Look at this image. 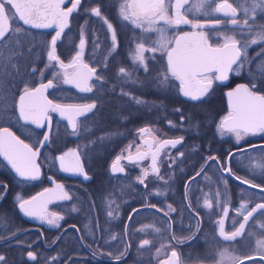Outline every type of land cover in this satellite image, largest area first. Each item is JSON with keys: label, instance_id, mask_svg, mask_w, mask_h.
Here are the masks:
<instances>
[{"label": "snow or ice", "instance_id": "1", "mask_svg": "<svg viewBox=\"0 0 264 264\" xmlns=\"http://www.w3.org/2000/svg\"><path fill=\"white\" fill-rule=\"evenodd\" d=\"M66 2H70L71 6L65 7ZM81 5L82 0H0V41L8 38L9 33L27 31L18 25L13 27L10 17L22 21L23 25L31 28L55 30V34L51 36L47 44V63L39 71L41 82L32 86L27 82L24 83L11 106L7 104L4 95L0 93V116H15L18 123L22 122L20 123L22 134L31 132V129L27 128L28 125L46 129L42 139L37 142L36 148H33L9 127H0V156H3L11 164L20 177L27 180H36L40 177V165L37 163V159L40 156V148L52 142L51 113L59 114L62 119L67 121L71 128V134L79 136L82 130L88 131L80 118L85 117L87 113L93 112L96 108L95 103H57L49 99L47 95L49 89L58 87V84L55 83L57 78L64 84L73 85L80 92H92L95 87L91 83L93 78L102 79L97 75L95 67L84 62L86 39L83 37V29H81L78 50L67 63L57 54V42L61 40L65 29L70 27V18L73 13L79 14ZM194 8L199 15L209 19L201 22L195 15L193 19H189L187 13L193 12ZM83 10L99 18L107 26L111 33V50L114 51L118 47L116 29L103 15L101 7L96 5ZM117 14L121 20L130 24L134 29L141 30V33L151 41L149 46L145 44L144 39L137 40L132 55L133 61L143 66L147 71L148 62L145 53H151L150 59L152 60H155L156 54H159L161 60L164 61V71L158 77L160 86L165 87L172 80L178 81L180 93L191 101L205 102L217 87H227V82L233 76H239L246 71L249 83L238 84L225 93L229 111L219 121L218 131L221 135L234 134L238 142L246 136L264 134V78L257 81L251 68H246L251 63L248 49L257 45L264 49V23L257 20V16L264 20V0H240L239 7L234 6L229 0H195V3L191 5H189V0H118ZM225 20L227 23L224 22ZM180 25H188L192 31H184L170 37L169 30L178 29ZM225 29L230 30L233 34L225 35ZM209 31L219 33L215 37L217 41L215 44L209 37ZM152 33L156 35L154 40L151 35H148ZM29 51L31 50L29 49ZM2 56L3 53L0 52V57ZM257 56L264 59V51L258 52ZM7 59L11 62L12 55H9ZM13 67L15 68V64ZM257 71L261 77H264V64H258ZM45 72H50L52 75V79H48L47 82H43ZM31 73H37V69L33 67ZM119 73L122 76H131V73L123 67L119 69ZM136 103L145 102L136 99ZM181 120H183V116H181ZM172 126L175 127V125ZM138 134L143 143L136 146L135 157L131 152L133 145L130 144L125 149L127 155L121 153L116 157L111 165V171L113 173L125 171L120 163L122 159L132 163L150 158L151 174L159 177L157 166L159 155L165 148L169 146L174 148L181 144L183 137L159 139L151 127L138 129ZM54 161H58L59 169L65 173L81 175L84 179L90 178L84 169V161L79 148L62 152L54 158ZM258 167H261V171L264 172V166ZM226 170L231 173L230 168ZM149 175V170L144 169L142 176L137 177L138 182L147 187L145 180ZM242 182L250 184L247 180ZM250 186L264 192V187L260 185L250 184ZM0 187L3 189L0 191V201H2L7 193V186ZM155 194L163 195L164 193L157 192ZM219 195L217 192L216 197ZM52 197L60 200L72 199L71 195L65 191L64 185L59 183L55 185V188L45 189L44 192L31 199L26 200L19 196L16 199L19 201V209L24 215L59 227V221L63 217L49 213L46 207ZM148 206L155 207V205ZM203 206L211 210L213 208L212 199L205 197ZM169 208L174 211L170 205ZM235 212L236 216L241 219L237 220L235 217L232 219V230L225 228V220L228 217L227 208L223 209L221 218L216 221L217 235L223 241L233 242L244 236L250 219L253 225L258 224L260 229H264V222H259V219L254 217V213H259L260 217H264V203L255 204L250 208L248 203L241 202ZM112 214L111 211L108 213L109 216ZM145 228H152L155 232L160 231L159 228L152 225L145 226ZM168 229L170 243L167 247L170 249V254L160 264H185L180 253L172 246L171 241H175V244L179 246L196 240L199 224L196 225V231L187 236H177L171 232V224L168 225ZM144 230V228L140 229V231ZM251 234L249 233V235ZM116 238V236H112V239ZM151 243L150 240L144 239L140 242L139 248L150 246ZM149 250L151 249L149 248ZM256 251L259 259L264 261V239L256 241ZM160 252L161 249H157L156 255L159 256ZM126 253L127 246L115 256H112L111 253L108 255L119 262ZM28 257L31 260L37 259L34 252H28ZM215 258L216 264H244V259H256L255 256L241 259L233 255L227 247L217 250ZM199 259V257L187 255L188 261L198 262ZM0 264H5L3 255H0Z\"/></svg>", "mask_w": 264, "mask_h": 264}, {"label": "flooded vegetation", "instance_id": "2", "mask_svg": "<svg viewBox=\"0 0 264 264\" xmlns=\"http://www.w3.org/2000/svg\"><path fill=\"white\" fill-rule=\"evenodd\" d=\"M64 6L69 7L70 2H67ZM221 19L223 18L221 17ZM257 20L260 23H264V20H261L259 16H257ZM224 22L227 23L226 20ZM126 25L129 28L128 37L123 41L117 40L118 47H116L114 51L111 50V45H112L111 39L108 41V43H105V41L100 43L97 55H94L93 51H91L89 48H86L85 46L84 51L88 52L89 54L86 53L83 56L84 62L89 64V66L91 67H95L97 69V75L102 77L101 80H97L98 94H100V98L102 99V102L107 103L111 98H113L115 103H117V105H120V102H123L127 104V106H129L130 109L135 110L136 107L134 103H136V99L134 98H138V95L142 97V96H147L148 94H160L166 99H168V96H173L174 99L172 100L173 102L170 103L169 105L166 102L164 106L165 107L164 112L166 113V120L164 122L165 126L163 127L166 131H170V132H168L166 136L163 137L162 139L183 137V141L181 144L176 145V147L174 148L169 146L165 149L166 150L169 149L171 153L175 155L176 159L198 158V159H202L203 163L191 175H189L186 179H184L181 185V189L179 190L180 194L178 201L176 200L173 201L170 198V189L173 187L171 184L173 178L166 189L161 188L163 191L160 190L154 191V189L151 188L149 189L148 186L145 187V185L137 184V182L135 181L136 172L130 169L127 170V168L124 165V164L132 165L135 164L136 162L130 163L127 162L125 159H122L120 163L124 167L125 171L116 174L111 173L110 169L112 164L109 165L110 160L114 157L113 160L114 162L118 154L121 153L124 149H126L130 144L134 142L135 140L134 134L136 132V126H132L131 122L130 125H128V123L120 120L117 121V123H115L114 125L112 122L109 123L108 120L106 122V121H91L89 119H86V117L92 114L97 108V101H96V97H98L97 91L93 90V93L95 95L92 96L90 99L86 100L85 98L90 94V92H80L75 87L63 83V85L69 89L70 93L74 92V94L71 96L74 102H68L62 104H87L91 102L96 104V108L93 110V112L87 113L85 117L80 118L83 125H86L88 131L82 130L79 139L80 140H83V138L86 140L91 139L92 141L91 144L88 142L89 144L86 146L85 150H88V152H92L96 149L98 150L105 149L106 152H101V154L104 156V159L106 158L108 159V161H105L106 160L105 159L103 162L102 161L100 162V165L106 171L108 170L111 176L113 177L115 176L116 178L124 177L123 179L119 180V181L124 180L123 181L124 183L119 182L116 185L114 184L112 190H110V188H112L110 186H107L102 190V193L100 195L102 213H104L105 216H109L108 213L110 212V208L112 207L110 205L112 204L115 205V203H116L115 206L116 208L122 207L124 208V210H126L127 207L128 209L132 207L129 211H127L125 222L122 228V234L120 235L121 236L120 238L123 239V244L120 241L116 240L117 238L112 239V236L117 237L116 233H111L108 235V233H106V231L103 230L102 232L99 233L98 247L102 251V253L104 254L111 253L112 256H115L119 254L127 246V253L119 262L115 261L112 258V256L108 257L109 255L108 256L95 255L85 248L82 242V238L78 233V230L74 224H68L65 226L61 224L59 228H56L46 225L45 222L32 223L21 215V211L17 208V204L19 203V201L15 202L16 209L20 217L25 222H27L28 226L25 227L24 229L17 231L16 233H14L9 237L0 239V244L9 243L25 232L37 231L40 235V242L43 244V246L45 248H51L56 244V242L61 238V236L67 229L73 228L77 232L80 244L84 247V249L87 250L88 255L94 258V260L103 261L108 264H131V263H126L125 261H127L128 258H132V257L135 258V256L136 257L141 255L148 256L149 254H153V252L157 251V249H160L156 247L157 246L160 247L163 241H165L166 244L167 242L170 243V234L168 229L169 224H171L170 231L174 232L177 236H187L190 233L195 232L196 225L199 224V232L197 233L196 240L190 241L188 244H182L179 246L175 244V241H171L172 246L176 248L178 253H180L181 257H184V260L185 259L187 260V255L190 254L193 257L200 258L198 262L195 260L193 261L187 260L188 262H191V264H216L215 254L217 250L227 247L229 251L233 253V255L234 254L237 256L239 255L238 257L241 259L251 256L256 257L255 260L248 259L244 261V264H264V261H261L259 259V255L256 251V241L258 239H264V229H260L258 227V224L253 225L252 220L250 219L249 226L246 227L244 236L239 237L236 241L233 242H226L223 241L222 238L218 237L217 235L218 229L216 225V221L221 218L222 211L225 208L228 209V217L225 220V228L226 230H232V219L234 217L237 220L241 219L240 217L236 216V212H235V209L239 207L241 202L248 203L250 208L253 207L255 204L264 203V192L248 187L234 180L230 175L226 173V168L228 165V167L231 169L232 175L244 180L243 178L238 176L237 172H235L232 169V165L234 164L235 160H244V159L246 160L251 157L264 159V134L258 133L259 135L256 134V135L247 136L242 143L241 142L238 143L236 142L235 137L233 136L234 134L226 133L221 135L220 132L218 131L219 121L229 111L225 102V92L231 89L235 84L242 82L239 81L233 83L232 80L235 77L239 78L240 76H243V74L247 75L246 71L242 72L241 75L239 76H233L227 82V87H217L214 93L209 98H207L205 103L185 99L179 91L178 81L172 80L167 84V86L165 87L160 86L158 77L164 71V61L161 60L159 54H156V59L152 60L150 59L151 53H145L148 62L147 71L144 70L143 66L141 67L133 61L132 55L137 40L144 39L145 44L149 46L151 44V41L146 38L145 34L141 33V30L134 29L128 23ZM189 30H192L190 26L180 25L179 28L175 30L176 33L174 34V36ZM227 31L229 35L233 34L230 30ZM208 34L210 39H212V42L215 44L217 42L215 37L218 36L219 33H216L214 31H209ZM148 35H151L153 40L156 38L155 33ZM78 46L79 43H77V49ZM261 51H264V49H261L259 45L252 46L251 48L248 49V57L251 63L250 65H247L246 68L250 67L252 70V74H254V70L255 68H257L258 65L257 63L259 62L258 60L260 59V57L257 56V53ZM74 54L75 52L70 54L68 60H66L65 62H68L74 56ZM121 67L127 69L128 72L131 73V76L130 77L122 76L119 73V69ZM95 80L96 79L93 78L91 83L94 84L93 82ZM51 90L52 89H50L47 92L49 99H51L49 97V93ZM57 103H61V102H57ZM170 105L171 107H169ZM177 109H179V111H177ZM188 109H193V111L198 109H203L205 111L215 112V113H213L212 118L203 121H199V120L192 121L190 119H185L186 114L184 110H188ZM169 111L171 112L174 111L177 113V120L175 121L172 120L175 127H173L172 125L168 126V124L166 123L169 120L168 119ZM51 116H52L51 136H52L55 128L53 127L54 120L58 121L60 124L65 125V127L66 124L62 121H59L55 114L51 113ZM181 116H183V120H181ZM104 117L105 116L103 115V118ZM20 123L21 122H19L17 125L19 129H20ZM98 123H100V125L103 126L110 125L111 127H113L111 130L106 132V133H110L107 134V136L111 138L110 141L101 143L97 140L100 137L92 138L91 136L88 135V133L89 134L92 133L93 127H95V125ZM3 127H7V126H3ZM141 127H139V129ZM144 127H148V126L144 125ZM27 128L31 129V131L37 130L42 132L41 137L38 140H35L33 137H31L33 141L32 143L23 139L25 143L31 144L33 148H36L37 142L42 139V135L44 134L45 129L44 128L36 129L34 128L33 125H28ZM66 129L68 130L67 127ZM87 135H88L87 138L84 137ZM69 140L72 141L76 139H69ZM141 141L142 140H140V143L142 144ZM75 145H77V143H75ZM75 145L70 144L65 148L67 147L77 148ZM52 148H53V144L51 142L50 144L45 145V147L40 153L38 163L41 167V174L39 179L36 180L19 179L12 174L14 177H16L21 181L34 182L44 178L45 185L29 195H23L22 193H17L15 196L18 195L22 199H27L32 195H34L35 193L47 188L50 185V182L48 181V176H50L54 180L62 182L64 184L66 191L69 193V195H71V197H73L72 196L73 192L76 193V190L74 188L69 187L64 181L47 173L44 169V162L42 161L41 157L45 151H47L48 157L50 158L54 157V151L52 150ZM65 148H63L59 153L55 154V157L61 154V152ZM141 150L144 151V149ZM135 153L136 151L132 152V154ZM180 153H183V155H180ZM210 158H214V159H210ZM82 160L84 161V157L82 158ZM141 161L143 160H140L138 162ZM149 162H150V158L148 159V166H149ZM54 165H55V170L58 171L61 176L74 178L84 183L81 180L80 176H71L61 172L58 169L56 161H54ZM84 166L87 169V164H85V161H84ZM108 166L109 169H107ZM175 171L176 170L174 169V173ZM149 172L151 174L150 166H149ZM107 174L106 177L109 180L113 181L114 179H116V178L113 179L110 176L108 177ZM88 175L90 176V174ZM91 178L92 177L90 176V180ZM125 182L127 183L129 182V183L125 184ZM3 185L6 184L0 182V186ZM0 188H1L0 191H3L2 187ZM107 189H109L112 192V195H114L115 197H119L120 199H116V200L109 199L108 198L109 195H107L108 193H106ZM157 192H161L164 194L156 195L155 193ZM217 192H219L220 194L219 197H216ZM7 193H8V187H7ZM7 193L4 196V199L7 196ZM205 197L212 199L213 201V208L211 210L203 206ZM2 201H0V204L2 203ZM69 201L70 200L61 201L49 207L47 211L50 209L58 210L57 207L59 205L61 206L62 204L68 203ZM106 204L108 205L105 206ZM189 204L191 205L190 207ZM148 205H155V207L154 208L149 207ZM169 205L171 206V209H174V211L170 210ZM133 210L135 211L131 214ZM119 212H121L120 209ZM112 213L114 214L116 213V211H112ZM130 214L131 216L129 217ZM137 214L138 216L143 215L144 218L142 219L136 218ZM171 216L173 217V219ZM128 217L129 220L127 222ZM254 217L258 218L259 222H264V217H260L259 213H255ZM148 225L155 226V228H159L160 231L155 232L152 228H145V226ZM43 228L46 229L50 228L52 230L57 231L56 236L49 245L45 244L43 231H42ZM142 228L145 229L144 230V233H146L145 237L142 236L143 231H140V229ZM1 233L2 232L0 231V234ZM249 233L252 234L249 235ZM163 234H165L164 236L165 238H161L163 237ZM107 239H110V241H108ZM130 239L133 240V243H131ZM143 239L150 240L152 242L151 245L146 246L145 248H139L140 242ZM149 248L151 250H149ZM241 251L243 252V255ZM132 264H136V263H132ZM150 264H154V263H150Z\"/></svg>", "mask_w": 264, "mask_h": 264}, {"label": "trees", "instance_id": "3", "mask_svg": "<svg viewBox=\"0 0 264 264\" xmlns=\"http://www.w3.org/2000/svg\"><path fill=\"white\" fill-rule=\"evenodd\" d=\"M96 5L101 7L103 15L106 16L113 24L114 28L116 29L117 40L123 41L128 37L129 28L126 25L127 23L121 20L117 14L118 0H82L81 10L79 11V13L81 12L82 15L76 16L77 13L73 15L74 19L73 17L71 18L70 27L66 29L61 40L57 42V54L64 61L68 60L70 54L75 51L77 46L76 29L78 24L75 22L77 20L79 22V19H82V21L85 19V21L88 22L90 27L87 34L88 48L93 51L94 55H97L100 43L103 41L108 43V41L111 39V33L103 21L83 10L84 8L94 7ZM20 27L22 26L20 25ZM22 29L26 28L22 27ZM26 30V32L22 31L20 33H9L8 38L0 41V52L3 53V56L0 57V93L4 95L9 106H11L13 100L16 98V95L22 90L24 83L27 82L30 84V86L37 83L39 71L43 69L44 65L46 64L47 44L53 35V33L49 31L34 29ZM29 49L31 51H29ZM17 53H19V55H17ZM9 55H12L11 62H9L7 59ZM258 61L259 62L257 64H264V59L261 57ZM13 64H15V68L13 67ZM33 67L37 69V73H31V69ZM50 77L51 75L46 76L45 80L49 79ZM257 80H260V78ZM239 81L249 83L247 75L245 74L239 78L235 77L232 80L233 83ZM93 85L95 86L93 90L97 91L98 94L97 80L94 81ZM73 94L74 92L70 93L69 89L64 85H58L57 88H54L50 91L49 97L57 102L68 103L74 102L71 97ZM142 97L146 100H152L153 102H157L160 101L159 99L165 98L160 94H148L147 96ZM168 99L174 100L173 96H168ZM96 101L97 108L92 114L86 117V119L91 121H100L104 115L106 120L108 119V122H112L114 125L118 120H120L128 123V125H130L131 122V125L136 126L137 128L139 124H146L145 121L148 114H153L152 109L148 111L140 106H135V110L130 109L128 106V111L120 109L115 105L110 109H106L105 103H103L102 99L100 98V94H98V97H96ZM163 101L164 100H162V102ZM101 102L103 104L102 107H100ZM153 105L159 107L160 110L156 111L157 113L160 111L162 112L159 118V123L160 125H163L164 120H166V113L162 111L159 104ZM188 110L190 111H188L187 114L191 116L186 114L185 119H190L192 121H203L212 118L213 113H215L205 111L203 109H198L195 111H193V109ZM169 113L171 120H177L176 112ZM17 125L18 123L15 119V116H0V127H10L22 139L32 143L33 141L31 137H33L35 140H38L41 137L42 132L37 130H33L27 134H22ZM60 125L61 124L58 121L54 120V130ZM112 128L113 127L110 125L103 126L98 123L95 125V127H93L92 133L88 135L98 138V136L101 134H110L106 132ZM68 143L72 145L74 144L72 141H69ZM92 154V156H96V159L99 161V163L106 159H104V156L98 149L92 151ZM41 158L44 162V169L47 173L58 179H61L69 187H72L76 190V193L73 192V197L68 203L62 204L61 206L59 205L57 207V209H61L62 214H64L62 225L65 226L68 224H74L82 238L85 248L98 256H108L107 253H102L98 247L99 233L103 230L106 231L108 235L111 233H116V240L123 244V239L120 238V235L122 234V228L125 222L127 211H129L132 207L129 209L127 207V209L124 210V208L117 206L121 210V212H119V209L115 207V203V205H110L112 206L110 211H116V213L112 214L111 216H105L104 213H102V205L100 203V195L103 188H100L101 185L97 184L95 178H92L88 183H82L81 181L74 178L63 177L58 171L55 170L54 162L52 163L53 157H48L47 151L44 152ZM105 161H108V159ZM202 163L203 160L198 158H178L175 160L174 169L176 171L171 183L173 186L170 189L171 200H179V190L181 189L184 179L191 175ZM258 166H264V159L251 157L246 160H235L234 164L232 165V169L237 172L238 176L244 180L264 187V172H262L261 167ZM123 181L120 182L124 183ZM0 182L5 183L8 187L7 196L0 204V231L2 232L0 234V239H3L28 226L27 222H25L20 217L16 209L14 196L17 193L29 195L32 192L37 191L45 185V179L43 178L34 182L21 181L14 177L9 169L0 160ZM128 183L125 182V184ZM110 192V190H106V193H108L107 195H109V199H120L119 197L112 195V192ZM107 205L108 204L105 206ZM42 231L45 244L49 245L56 236L57 231L50 228H43ZM107 240L110 241V239ZM130 240L131 243H133V240ZM86 249H84V247L80 244L76 230L69 228L51 248H45L43 246V244L40 242V235L37 231L25 232L9 243L0 244V255L5 257V264H108L103 261L94 260L93 257L88 255ZM28 252H34L37 259H29ZM142 256L146 257L144 255Z\"/></svg>", "mask_w": 264, "mask_h": 264}, {"label": "rangeland", "instance_id": "4", "mask_svg": "<svg viewBox=\"0 0 264 264\" xmlns=\"http://www.w3.org/2000/svg\"><path fill=\"white\" fill-rule=\"evenodd\" d=\"M229 2H231V3H233L234 4V6H236V7H239L240 6V0H229ZM195 3V0H191L190 1V3H189V5H191V4H194ZM81 10V9H80ZM78 15H82V13L80 12L79 14H76V16H78ZM196 16V18L197 19H199L201 22H204L205 20H207V19H209L208 17H204V16H202V15H199L197 12H196V10H195V8L193 9V12H191V13H187V16H188V18L189 19H193V16ZM72 17H73V15H72ZM71 17V18H72ZM83 18H84V16H83ZM73 19H74V17H73ZM72 19V20H73ZM10 20H11V23H12V25H13V27H15V26H20L19 24H18V21L17 20H15V19H12L11 17H10ZM75 23H77L78 25H77V29H76V31H77V40H76V43H79V41H80V39H81V29H83V37L86 39V48H88V41H87V34H88V31H89V29H90V27H89V25H88V22H86L85 21V19H84V21H82V19H79V22H78V20L75 22ZM226 23V22H225ZM22 28V27H21ZM176 29H170L169 30V33H168V35L170 36V37H172V36H174V34L176 33V31H175ZM22 32V31H21ZM224 34L225 35H229L228 34V31L225 29L224 30ZM237 38H239V36H237ZM156 39V38H155ZM75 50L77 51L78 49H77V46H76V48H75ZM76 51H74L75 53H76ZM47 53V52H46ZM89 54L88 52H86V51H84V55L85 54ZM75 55V54H74ZM91 55V54H90ZM96 60V59H95ZM46 63H47V55H46ZM65 63H67V62H65ZM139 65V64H138ZM139 66H141V65H139ZM142 67V66H141ZM49 75H51L50 74V72H45V74H44V79H43V81L45 80V77L46 76H49ZM253 76L254 77H257V79H262V77L259 75V73H258V71H257V68H255V70H254V74H253ZM51 79H52V75H51V77H50ZM257 81H259V80H257ZM37 82H41V78H40V76L38 77V79H37ZM55 83H57L58 85H63V83L59 80V78H57V80L55 81ZM94 83V82H93ZM96 93V92H95ZM95 94L93 93V91L92 92H90V94L85 98L86 100L87 99H90L92 96H94ZM136 99H140V100H146V99H143V97H140V96H138V98H136ZM160 101H157V100H155V101H157V102H153L152 100H146V101H144L145 103H141V104H138V103H134V105L135 106H140V107H142V108H145L146 110H148V111H150L151 109L153 110V114H148L147 115V117H146V124L144 123V124H139L138 126H137V128H136V132H135V134H134V138H135V140H134V142L131 144V145H133V147H132V149H131V152H135V149H136V146H138V145H141V143H140V140H141V138H140V136H139V134H138V129H139V127H141V126H144V125H147L148 127H151L153 130H154V132H155V135L159 138V139H162L163 137H165L166 136V134L168 133V132H170V131H166L165 129H164V127L163 126H165L164 124L163 125H160V123H159V121H160V115H161V111L159 112V113H157L156 111H158V110H160L159 109V107H157L156 105H153V104H159L160 105V108L162 109V111L164 112V110H165V102H167V104L169 105L170 103H172L173 101L172 100H170V99H168V101H167V99L166 98H161V99H159ZM162 100H164L163 102H162ZM85 101V100H84ZM117 106V107H119L120 109H124L125 111H128L129 110V107L127 106V104H125V103H123V102H120V105H117V103H115V101H114V99L113 98H111L107 103H105V107H106V109H110V108H112L113 106ZM103 106V104H102V102H101V105H100V107H102ZM169 107H171V105L169 106ZM185 111V114H187L188 113V111H190V110H184ZM169 112H171V111H169ZM168 112V122H166L167 124H168V126H170V125H174V123L172 122V120L170 119V113ZM174 112V111H173ZM187 115H189V114H187ZM189 116H191V115H189ZM150 117H153V118H150ZM108 120V119H107ZM106 120V117H104V118H102V120H100V121H107ZM119 121V120H118ZM164 122H165V120H164ZM171 122V123H170ZM92 131V130H91ZM90 131V132H91ZM89 134V133H88ZM259 135V134H258ZM234 137H235V135H233ZM82 137V136H81ZM84 137H88V135L87 136H84ZM98 137H100V138H98L97 140L99 141V142H107V141H110L111 140V138H109L108 136H107V134H101V135H99ZM247 137V136H246ZM246 137H243L239 142L236 140V137H235V140H236V142H238V143H242L243 141H244V139L246 138ZM80 138V135L79 136H76V135H72L71 134V131H69V130H67L66 129V127H65V125H63V124H61L60 126H58L55 130H54V132H53V134H52V144H53V148H52V150L54 151V157H53V161H52V163L54 162V158H55V154H57V153H59L63 148H65L66 146H68V145H70L68 142L69 141H71V140H69V139H76V140H72V142L74 143V145H75V143H77V145H75L77 148H79V150H80V153H81V158H83L84 157V161H85V164H87V166H88V169H86V167H85V169H86V171L88 172V174H90V176L94 179H96V182H97V184L98 185H101L100 186V188H105V187H107V186H110V187H112V188H110V190H112L113 189V185L115 184H118L120 181L119 180H121V179H123L124 177H122V178H116L115 176L113 177V176H111V174H110V172L107 170H105L103 167H101V165H100V163H99V161H97V159H96V156H92L93 154H92V152H88V150H85V148H86V146L90 143H92V141H91V139H88V140H86V139H84L83 138V140H85V141H83V140H80L79 139ZM92 138H95L94 136H92ZM102 138V139H101ZM77 139H79V140H77ZM69 140V141H68ZM89 142V143H88ZM128 148V147H127ZM126 148V149H127ZM85 150V151H84ZM101 152H106V150L104 149H99ZM121 153H124L125 155H127V152H125V149L121 152ZM121 153H119L118 154V156H120L121 155ZM83 155V156H82ZM175 155L174 154H172L171 153V151L169 150V149H165L161 154H160V156L158 157V168H159V177H162L163 179H160L159 177H157L156 175H149L148 176V178L145 180V184L148 186V188L150 189H154V191L155 190H160V191H163L161 188H164V189H166L168 186H169V184H170V182H171V180H172V178H174V167H175ZM113 160H114V157L110 160V162H109V165L110 164H112V162H113ZM125 165V167L127 168V170H133V171H135L136 172V176H135V181L137 182V184H140L139 182H138V180H137V177H140V176H142V173H143V170L144 169H148L149 170V166H148V159H145V160H143V161H141V162H136L135 164H132V165H127V164H124ZM107 169H109V166H108V168ZM108 175V177L110 176V177H112L113 179L114 178H116V179H114L113 181L112 180H109L107 177H106V174ZM91 178V179H92ZM107 191H109V189H107ZM111 193V192H110ZM18 196V195H17ZM17 196H14V201L15 202H18V200L16 199V197ZM20 197V196H19ZM69 211V210H68ZM48 212L49 213H54V214H57V215H60V216H62L63 217V219H64V214H62V212H61V209H59V210H54V209H50V210H48ZM136 218H138V219H142V218H144L143 217V215H140V216H138V214L136 215ZM63 219L62 220H60L59 221V225L61 226V224H63ZM45 224L46 225H48V226H51V225H49V224H47L46 222H45ZM59 226V227H60ZM52 227H54V226H52ZM59 227H56V228H59ZM167 230V229H166ZM164 231H165V229H164ZM143 234H142V236H144L145 237V235H146V233H144V231L142 232ZM165 236V234H163V237H161V238H165L164 237ZM144 240V239H143ZM162 245H160V247L159 246H157L156 248H160L161 249V252H160V255L159 256H157L156 255V251L155 252H153V254H149L148 256H146V257H143L142 255V257H140V256H135V258L134 257H132V258H128V260L127 261H125L126 263H136V264H150V263H154V264H160V262L161 261H163V260H165L166 258H167V255L170 253V249L167 247V245L169 244V242H167V244H166V242L165 241H163L162 243H161ZM162 246H164V247H162ZM242 252V251H241ZM240 253V252H239ZM153 255V256H152ZM235 255V254H234ZM242 255H243V252H242ZM235 256H237V255H235ZM239 256V255H238ZM237 256V257H238ZM89 259V258H88ZM181 259L183 260V261H185V264H191V262H188L186 259L184 260V257H181ZM90 260V259H89ZM187 261V262H186Z\"/></svg>", "mask_w": 264, "mask_h": 264}, {"label": "water", "instance_id": "5", "mask_svg": "<svg viewBox=\"0 0 264 264\" xmlns=\"http://www.w3.org/2000/svg\"><path fill=\"white\" fill-rule=\"evenodd\" d=\"M189 2H190V0H189ZM67 3V2H66ZM70 6H71V4H70ZM69 6V7H70ZM187 6V5H186ZM74 14V13H73ZM23 27H25V28H27V29H34V30H42V31H52L53 32V35L55 34V30L54 29H35V28H31L30 26H27V25H23V23H22V21H19V20H17ZM185 26H187V25H185ZM66 30V29H65ZM189 31H192V30H189ZM181 34V33H180ZM43 82H47V80H45V81H43ZM39 83V82H38ZM37 83V84H38ZM241 83H243V82H240V83H237V84H235L232 88H234V87H236L238 84H241ZM66 85H70V86H73V85H71V84H66ZM74 87V86H73ZM76 88V87H75ZM231 88V89H232ZM77 89V88H76ZM231 89H229V90H231ZM50 90V89H49ZM48 90V91H49ZM79 90V89H78ZM229 90H227V91H229ZM226 91V92H227ZM225 92V93H226ZM183 96V95H182ZM184 97V96H183ZM185 99H188V100H190L189 98H187V97H184ZM225 102H226V105H227V108H228V110H229V104H228V99H227V97H226V95H225ZM91 103H93V102H91ZM87 104H89V103H87ZM52 114H55L56 115V117H57V119L59 120V121H62V122H64L65 124H66V127L68 128V130H71V128L68 126V123H67V121L66 120H64V119H62L60 116H59V114H57V113H52ZM22 123V122H21ZM34 126V128H36L35 127V125H33ZM144 127V126H143ZM143 127H141V128H143ZM36 129H43V128H36ZM45 132H46V129H45ZM44 132V133H45ZM165 139H177V138H165ZM142 143H143V140L141 141ZM44 148V147H43ZM43 148H40V153H41V151L43 150ZM69 149H74L73 147H67V148H65L62 152H64V151H67V150H69ZM141 151H143V150H141ZM61 152V153H62ZM60 155V154H59ZM58 155V156H59ZM134 157H135V155H136V153L135 154H132ZM57 156V157H58ZM38 159H39V157H38ZM38 159H37V163H38ZM0 160L6 165V167L12 172V174L14 175V176H16L17 178H19V179H25V178H23V177H20L16 172H15V170L12 168V166H11V164H9L8 163V161L3 157V156H0ZM126 160V159H125ZM127 162H129L128 160H126ZM57 162V166H58V169H59V165H58V161H56ZM39 164V163H38ZM149 166H151V159H150V162H149ZM227 168H229L228 167V165H227ZM226 168V169H227ZM60 170V169H59ZM111 170V169H110ZM61 171V170H60ZM61 172H63V171H61ZM63 173H65V172H63ZM111 173H113L112 171H111ZM117 173H121V172H117ZM226 173L228 174V175H230L234 180H236V181H238V182H240V183H242V184H244V185H246V186H248V187H251L250 186V184H252V183H250V184H245V183H243L242 181H244V180H242V179H237L238 177H236V176H234V175H232L231 173H229L227 170H226ZM40 174H41V167H40ZM65 174H68V175H71V176H80V178H81V180L84 182V183H86V182H88L89 180H90V178L89 179H84V177L83 176H81V175H75V174H71V173H65ZM114 174H116V173H114ZM89 176V175H88ZM90 177V176H89ZM48 181L50 182V185L47 187V188H45V189H52V188H55V185L57 184V183H59V184H63L62 182H60V181H56V180H54L52 177H50V176H48ZM186 184H187V182H186ZM64 185V184H63ZM65 188V187H64ZM251 188H253V187H251ZM45 189H43V190H41V191H39V192H37V193H35L34 195H32L31 197H29V198H27V199H31L32 197H34V196H38L40 193H42V192H44L45 191ZM254 189H257V190H259L260 191V189L259 188H254ZM65 191H66V189H65ZM26 199V200H27ZM61 201H68V200H60V199H56L55 197H52L51 198V202H49V203H47V205H46V207H47V209L49 208V207H51V206H53V205H55V204H57V203H59V202H61ZM19 204V203H18ZM18 204H17V208L19 209V206H18ZM20 210V209H19ZM136 210V209H135ZM135 210H133L132 212H131V214L135 211ZM21 211V210H20ZM131 214L129 215V217L131 216ZM255 214V213H254ZM21 215L24 217V218H26L28 221H30V222H32V223H39V222H41V220L40 219H37V218H35V217H29V216H26V215H24V213L21 211ZM129 217H128V219H127V222H128V220H129ZM246 260H248V259H244V261H246Z\"/></svg>", "mask_w": 264, "mask_h": 264}]
</instances>
